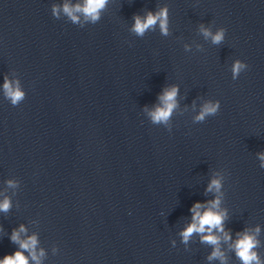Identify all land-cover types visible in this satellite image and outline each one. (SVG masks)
<instances>
[{
  "label": "clouds",
  "instance_id": "1",
  "mask_svg": "<svg viewBox=\"0 0 264 264\" xmlns=\"http://www.w3.org/2000/svg\"><path fill=\"white\" fill-rule=\"evenodd\" d=\"M108 0H82V3L75 5L70 4L65 0L62 5L52 4L51 14L53 17L58 19L63 13L66 15L73 24H80V16L82 15L85 21H90L95 24L100 19V12L105 8ZM80 14V15H78ZM133 26L131 31L137 36L143 37L144 34L154 29L157 24L162 35L167 36L169 34L168 29V9L162 7L159 11L153 13L149 11L146 16L141 17L135 15L133 17ZM200 32L205 38H211L213 44L219 45L225 39L226 29L221 27L215 33L211 29L205 27L203 24L200 25ZM248 68V65L237 59L233 62L231 67L233 80L237 79L239 75ZM3 91L5 98L10 101L13 106H18L25 99V92L20 87L19 81H10L7 76L4 78ZM179 88L172 86L165 88L162 94L159 96L160 104L155 106L152 110H147V114L153 124H163L168 127L170 119L174 110L177 108V95ZM220 101H207L205 102L198 114L194 117L195 122H203L209 116H215L220 110ZM259 160L261 161L260 167L264 168V152L257 153ZM222 177H216L211 179L207 192H214L218 195L215 199L208 202V206L200 202L195 203L190 211L192 212V222L180 233L184 243H187L193 233L201 234L202 242L208 243L214 246V250L208 257L209 260L225 259L224 254L221 252L219 244L221 237L214 234L216 232L223 233V239L225 241L231 240L229 233L224 231L223 222L226 217V212L220 210V195L222 189ZM9 186H14L13 181H8ZM11 207V202L8 198H5L0 202V211L7 212ZM203 209V211H201ZM260 229L257 227L254 232L248 230L243 233H238V238L231 245L235 250L237 257L240 259L242 264H261L259 256L255 249L259 245V241L256 238ZM26 232L23 225L18 230H13L11 240L14 243L19 244V249L11 255H6L3 259H0V264H29V258L24 255V251H27L32 261L36 264H40V257L44 255L43 250L37 252L38 240L35 235L21 239V233ZM173 246L175 242L173 241Z\"/></svg>",
  "mask_w": 264,
  "mask_h": 264
}]
</instances>
